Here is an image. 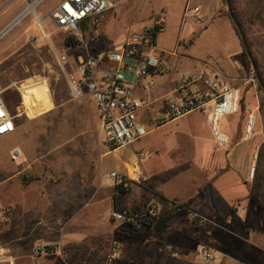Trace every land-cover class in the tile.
<instances>
[{"label": "crops", "instance_id": "crops-1", "mask_svg": "<svg viewBox=\"0 0 264 264\" xmlns=\"http://www.w3.org/2000/svg\"><path fill=\"white\" fill-rule=\"evenodd\" d=\"M199 1L194 7H199L198 15L205 20L199 36H211L216 23L228 20L224 14L226 2ZM6 5V0H0V11ZM234 7L236 14L233 13L246 37L249 35L245 27L263 28L264 31V0H234ZM253 18L258 22L255 26L251 23ZM12 21L7 22V25ZM234 34L237 36V32ZM16 35L17 33L14 37ZM14 37L8 38L7 44ZM239 56L240 54L233 57L231 64H226L225 57L218 55L216 68L200 73L225 78L223 73L233 72ZM172 79L165 74L157 77L155 88L136 89L141 98L156 101L139 114V121L148 123V136L170 123L194 114L168 122L159 128L152 127V120L164 107L162 99L169 93ZM255 98L257 105L253 109L245 103L243 95L242 117L235 120L234 128L223 127L222 132L221 123L227 116L221 120L220 131L228 139L225 145L210 137L212 131L207 115L212 105H208L200 114L205 118L210 138H198L196 143L193 139H181L173 143L172 149L168 151L171 152L169 158L172 159V167H158L159 162L140 158L141 153L146 154L143 150H136L141 148H135V144L140 141L121 153H117L119 149L99 144L100 171L93 174L90 157L87 167L85 162H82V167L80 162L77 163L70 156L74 145L70 141L73 130L66 125L59 126V133L64 139L61 140L56 155L37 159L35 170L38 175L33 182L22 188L19 179L21 172L17 169L7 172V181L14 180L17 183L7 187V209L0 200V217L7 210V224L1 225L0 221V235H7V240L1 241L0 245L16 260L14 264H95L90 261L103 258L104 261L100 264H105L109 248L114 242L120 246V257L115 264H201L194 258L196 244H210L216 258L212 263L202 264H264V184L254 193L251 189L241 192L234 185V181L245 179L243 164L246 155L249 154L250 158L252 153V148L248 149L244 144L255 141L256 137L264 139V94L255 91ZM88 101L94 107L100 128L92 96L86 93L78 103ZM55 109L53 106L49 112H54ZM249 114L255 116L256 124L257 114L260 119L259 128L255 125L252 134L245 132ZM23 116L17 118L16 122ZM17 128L16 123V130ZM159 148L160 146L156 147L154 153L158 154ZM109 155L116 156L110 160V165L116 171L128 174L129 166L136 171L131 177L133 185L127 194L118 192L114 181L101 175L105 169L102 163L106 162ZM257 160H260V155ZM251 176L252 169L249 179ZM244 185L248 183L245 182ZM179 186L180 192H174ZM149 200L157 208V217L144 215L147 221L150 220L148 222L145 220L146 222L134 226L110 218L112 212L139 213ZM176 205L183 207L172 214L167 228L153 235V223ZM12 213L18 222L12 220ZM38 243L52 245L58 248V252L33 258L32 253ZM168 247L177 256H173Z\"/></svg>", "mask_w": 264, "mask_h": 264}, {"label": "rangeland", "instance_id": "rangeland-1", "mask_svg": "<svg viewBox=\"0 0 264 264\" xmlns=\"http://www.w3.org/2000/svg\"><path fill=\"white\" fill-rule=\"evenodd\" d=\"M6 1L7 5L4 10L0 11V30H5L24 13L25 15L6 33V36L0 39V89L6 90L4 99L10 108L21 102L18 91L20 89L24 106L29 109V116L24 115L16 122L18 128L15 134L0 141V200L6 209L7 187L17 183L14 180L7 181V172L14 169L21 172L19 179L22 188L33 182L38 175L35 170L37 159L41 160L43 157L50 158V156L56 155V150L61 140L64 139L59 133L61 125H66L73 130L70 141L74 142V145L70 150V156L74 157L77 163L80 162L82 167V162H85L87 167L90 157V168L93 174L99 173V144H104V137L98 126L94 107L89 101L78 103L84 96L79 99L71 97L66 76V73L74 70L77 57L86 54V49L112 50L118 48L123 45L132 32L161 23L164 29L157 37V44L159 50L164 52L163 61L171 69L168 74L170 77L174 78L177 72L196 75L201 71H213L216 68L218 55L222 54L225 57V63L231 64L232 58L240 54L236 68L230 74L223 73L224 79L231 86L240 88L245 97V103L253 109L257 105L255 91L264 94L258 85L249 59L244 56L240 37L238 34L237 36L234 34L236 33L234 24L229 18L227 7L224 14L228 20L216 23L212 28L211 36H199L205 20L200 15L193 18L187 11L199 4V0H190L189 3L188 0H114L112 8L104 14L101 26L97 29H83L82 40L76 41L77 43L73 45L66 44L69 37L60 33L49 17L50 11L62 0H29L32 4L28 0ZM231 3L232 10L236 14L234 0H231ZM36 16L43 19L45 32L50 36L51 43L42 42L34 47L28 43V36L41 37ZM10 20L13 21L7 25ZM251 23L255 26L258 22L253 18ZM245 30L249 35L246 39L256 60L259 74L264 78L263 28L245 27ZM16 33L17 35L14 37ZM11 37L14 38L10 44H7V39ZM54 51L65 53L69 57L70 65L66 67L65 71L58 66ZM13 84L15 86L7 91V88ZM59 104L62 105L57 108ZM53 106L56 109L54 112H49ZM200 113L201 111L180 121L170 123L135 144V148H141L136 150H143L146 153L140 152V158L145 157V159H151L156 163L159 162L158 167H162L161 165L172 167V159L169 158L171 152L168 153V151L172 149L173 143L181 139H193L196 143L201 137L206 139L211 137L215 141L212 134L210 137L208 136L205 118ZM241 117V112L227 116L221 123L222 132L224 131L223 127L234 128L235 120ZM257 117L256 128H259V114ZM145 125L149 127L148 123ZM263 141L262 137H256L255 141L244 144L246 148H252V153L250 158L249 154L246 155L247 158L243 164L245 179L234 181L235 187L241 192L244 189L246 192L251 189L254 193L264 184ZM158 146L160 148L157 154L154 153V150ZM130 147L119 149L117 153L124 152ZM15 151L19 152V155L16 160H13L12 155ZM174 151L177 150L174 149ZM173 154L177 155V153ZM259 155L260 160H257ZM115 157L109 155L106 162L103 161L102 165L105 169L102 170L101 175L114 181L115 189H117V185H123L124 188L129 189L133 185L131 177L136 171L131 166L127 167L128 174L116 171L110 165V160ZM161 159H163L162 162L159 161ZM250 169H252V176L249 179ZM39 172H41L40 169ZM112 174H116L115 179L112 178ZM245 182L248 185L245 186ZM180 188L179 186L174 192H180ZM146 205L139 213L125 215L127 217L139 215L142 217L141 221L146 222L144 216ZM4 212L0 217L1 225L2 223L7 224V210ZM114 213L121 212H112L111 219H114ZM13 218H15L14 213H12V220L15 223L18 222L16 218ZM124 223L132 225L129 222ZM6 238L7 235L2 233L0 242L7 240ZM45 245L58 249L49 244ZM196 245L194 258L198 263H205L200 255L201 246ZM32 257L39 258L33 253ZM102 261L104 258L103 260H92L90 263L100 264Z\"/></svg>", "mask_w": 264, "mask_h": 264}, {"label": "built area", "instance_id": "built-area-1", "mask_svg": "<svg viewBox=\"0 0 264 264\" xmlns=\"http://www.w3.org/2000/svg\"><path fill=\"white\" fill-rule=\"evenodd\" d=\"M114 0H62L49 13L50 19L60 33L81 41L83 29H97L101 26L104 14L113 6ZM67 5V7H66ZM196 18L200 9L193 7L189 10ZM25 15V13H24ZM41 37L28 36V43L38 46L42 42L49 44L50 36L45 32L43 19L36 16ZM58 66L65 71L70 65L69 57L62 52H55ZM156 41L147 28L132 32L126 41L112 50L86 49L84 56L76 59L74 70L66 73L73 99H79L86 93L94 100L104 144L118 150L128 148L143 140L149 134V127L139 121V114L153 106L156 101L141 98L136 89L149 90L156 86L157 77L168 75L171 69L163 61ZM9 86L7 91L14 87ZM6 90L0 89V141L16 131V119L29 115V109L24 106L22 92L18 89L21 102L10 108L4 99ZM163 109L152 120V127L159 128L168 122L178 120L189 114L204 111L212 105L208 113V121L216 141L225 145L228 139L220 131L221 120L228 115L242 111L243 94L240 88L231 86L220 76L207 73L187 75L177 72L170 82V91L162 99ZM256 118L249 114L245 132L252 134L255 130ZM19 152L15 151L12 159L16 160ZM113 179L116 174L111 175ZM144 215L157 217V208L149 200ZM114 219L129 222L134 226L141 224L142 217L124 213H114ZM168 251L173 256L177 254L172 248ZM58 249L38 243L33 255L41 257L53 255ZM200 255L205 263L215 261L210 244L200 247ZM120 257V246L114 242L109 248L105 264H115ZM0 264H14V258L8 255L0 245Z\"/></svg>", "mask_w": 264, "mask_h": 264}, {"label": "water", "instance_id": "water-1", "mask_svg": "<svg viewBox=\"0 0 264 264\" xmlns=\"http://www.w3.org/2000/svg\"><path fill=\"white\" fill-rule=\"evenodd\" d=\"M225 2H226V7H227L228 14H229V16H230V18H231V20H232V22L234 24V27H235L236 31L239 34L243 50H244L245 54L247 55V57H248V59L250 61V64L252 66V69H253L254 75L256 77V80L258 82V85L261 88V90L264 92V82H263V80H262V78H261V76L259 74L258 67H257L255 59H254V57L252 55L250 47L248 45V42H247V39H246V35H245L244 31H243V28H242L241 24L239 23V21L237 20V18L234 15V13H233L231 0H225ZM29 3L32 4L30 1H29ZM23 16H24V14L22 16H20L18 19H16L14 22H12L5 30H3L0 33V38L5 33H7L16 23H18L19 20Z\"/></svg>", "mask_w": 264, "mask_h": 264}, {"label": "trees", "instance_id": "trees-1", "mask_svg": "<svg viewBox=\"0 0 264 264\" xmlns=\"http://www.w3.org/2000/svg\"><path fill=\"white\" fill-rule=\"evenodd\" d=\"M234 28H235V27H234ZM163 29H164V27H163V25H162L161 23H156V24H154L153 26L148 27V28H147V31L153 35L154 40L156 41V40H157V37H158V35H159V33L162 32ZM84 30H87L86 27H85ZM235 31H236V29H235ZM236 32H237V31H236ZM237 34H238V32H237ZM238 35H239V34H238ZM76 43H77V42H76L74 39H72V38H69V39L66 41V44H73V45H74V44H76ZM243 51H244V50H243ZM244 56H245L246 58H248L247 55L245 54V52H244ZM255 62H256V60H255ZM256 65H257V63H256ZM261 78H262V77H261ZM262 80H263V82H264V78H262ZM117 190H118V192L123 193V194H127V193L129 192V190L126 189V188H124L123 185H117ZM182 207H183V205H176V206L173 207L168 213H166V214L160 216V217H159V218L153 223V227H152L153 235H157V234H159L160 232H162L165 228H167V227H168V221H169L170 217L172 216V214H173L176 210H178V209H180V208H182Z\"/></svg>", "mask_w": 264, "mask_h": 264}, {"label": "snow or ice", "instance_id": "snow-or-ice-1", "mask_svg": "<svg viewBox=\"0 0 264 264\" xmlns=\"http://www.w3.org/2000/svg\"><path fill=\"white\" fill-rule=\"evenodd\" d=\"M66 7H67V5H66ZM0 114H2V113H0Z\"/></svg>", "mask_w": 264, "mask_h": 264}]
</instances>
